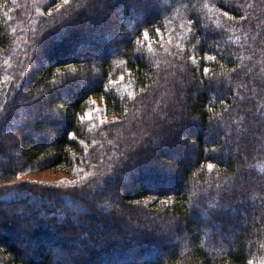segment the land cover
I'll use <instances>...</instances> for the list:
<instances>
[{
    "label": "trees",
    "instance_id": "16d2710c",
    "mask_svg": "<svg viewBox=\"0 0 264 264\" xmlns=\"http://www.w3.org/2000/svg\"><path fill=\"white\" fill-rule=\"evenodd\" d=\"M166 150L185 159L158 187L164 173L142 167ZM48 170L67 176L27 178ZM119 189L126 215H97ZM1 203L36 225L11 214L0 264H60L49 248L74 238L67 264H264V0H0ZM103 225L101 245L79 233Z\"/></svg>",
    "mask_w": 264,
    "mask_h": 264
},
{
    "label": "rangeland",
    "instance_id": "374dc122",
    "mask_svg": "<svg viewBox=\"0 0 264 264\" xmlns=\"http://www.w3.org/2000/svg\"><path fill=\"white\" fill-rule=\"evenodd\" d=\"M123 7H124L123 4L120 3V2L114 4V7L112 9H104L102 6H100L102 16H103V14H106L108 12L109 13V16L111 18H114L115 16H117V14L121 10H123ZM85 11H86V14H88L90 16L93 13L91 11V9H88V10H85ZM130 16H132V13H131ZM120 20L123 21L124 23L126 22V18L125 17H122L121 16ZM60 29H61V30H59L60 31V35L65 34L64 33L65 32L64 29H62V28H60ZM88 34H90V35L93 34L96 37V40H98V41L108 40V38L110 40L115 39V40L118 41L121 38V35L114 36V37L111 36V35L110 36L104 35L103 37H100L97 32H91V33H88ZM119 44H120V42H117V44H116L117 45V48H121ZM63 46H65V44H63ZM76 48L77 49H80V46H77ZM110 49L113 50L114 48L112 47ZM80 80L77 82L78 85H79V89L84 88L85 86H88L89 84L92 83V81L86 80L85 78H81ZM39 91H40V89H39ZM25 95H28V92L27 91H26ZM47 112L48 111L44 109L42 111V114H44V113L46 114ZM52 115L56 119H59L57 114L53 113ZM12 124H13V122L11 121V119L8 120V122L3 126L2 130H5L6 132L7 131H10L12 128H9V125L12 126ZM16 124H18V123H16ZM4 128H6V129H4ZM12 134H13V132H12ZM171 136H172V133H170L169 136L168 135H165V134H163L161 136L159 135L160 142H156L154 144V146H153L154 149H153L152 153H156L157 152L156 149H158L159 147L160 148H163V147H161L163 145L161 143V141H164L165 139H167L168 137H171ZM4 137H5V135L2 136V138L6 142H9V141H12L13 140L12 139L13 136H11L10 134H8L7 137H5V138ZM179 137H180V140L182 139L184 141H186V139L189 138L187 135L184 134V132H182V133L180 132L179 133ZM188 141H190V140L188 139ZM238 146L243 147V145L241 143H238V141H237V143L235 144V147L233 146V149H234L233 151L234 152H236ZM221 151L223 153H225V154H229L230 149L229 148L226 149V147L224 146ZM163 153L165 154L166 152H163ZM167 153H169V157L168 158L162 157V156H154L155 157L154 159L150 158V160H149L150 163H149V161L146 162L147 163L146 164L147 167L145 165H144L145 168H144V166L142 167V171L143 172H156V173H159V174L160 173H164L165 179L163 181H159L157 183L158 187H171V186H173V184L175 182V179L173 178L174 177L173 175L175 174V172H179V169H180V166L178 164L179 163L178 160L180 159V160L184 161V159H185L183 157V155H181V154H177L175 152L174 153L173 152L171 153V152H169V150L167 151ZM8 154H11L12 155L13 154V151H10ZM238 154L240 155L241 153L239 152V153H237V155ZM6 159L7 158H5V157L3 158L2 157L1 161H3V162L6 163V161H7ZM133 173L136 174L137 171H134ZM66 176L67 175H65L63 172L48 170V171H42V172H37V173H34V174H30V175L27 176V178H30L34 182L36 181V182H41V183H48V182H55V181H58V180H62ZM123 178H124V176H122L121 174L120 175H117V179H123ZM117 179L116 178H112V180L114 182H116ZM131 181H132V178H128V179L126 178L125 179V182H126L125 185L128 186V184H130ZM15 195H17V194H15ZM81 196H83L82 197V200L87 199L88 201H91V198H92L93 195H92V192H90L88 194H82ZM102 198L104 200V204H102V203L100 204L99 203L100 205L98 204V206H95V208H94L95 211H96L95 213L97 215H103V213L105 214L106 211H104L100 207L101 206H106V204H107V207H111L114 212L116 211L115 213L117 215H119V216L120 215L121 216L126 215L127 211L125 210V205L123 203L122 196L120 194V189L117 191L116 195H114L113 193L112 194H105V195H103ZM29 201L31 202V201H33V199H30ZM0 211H4L6 213L5 214L6 216H5V219L4 220H1V218H0V228L2 230H4V231L7 230V231L10 232L11 231L10 230L11 228H15L14 223H15V220L16 219H15L14 216L11 215L13 213H15L16 214V217H18L17 218L18 219L17 220V225L18 226H25V227H29V228L31 227L32 228V227H34V225H36L35 222H33L34 220H32L30 217L23 218V216H27L29 214V212H28V210H26L22 206H16V205L13 206L11 204L1 203L0 204ZM71 211H72L73 215L75 214L76 216H78V220L76 219V221H78V222L80 221L81 222V220L84 217H86V216H84V213H86V211H90V209H81L79 207V205H77L75 207L72 206L71 207ZM87 214H88V212H87ZM41 215H43V214H41ZM107 215H109V214H107ZM145 227H146V230L148 232L149 231L152 232V230H151L152 228L151 227H149V226H145ZM105 228L106 227L103 225V226H97L94 229L92 228V230L91 229L90 230L89 229L88 230H86V229H80L81 231L79 233L82 234L83 236H86L87 231H88L89 234H90V238L93 240L92 242L95 243V244H100L101 245L104 242V240H102L101 237L104 234H105L104 236L107 237V233L104 232ZM109 231L111 233L109 236H111L113 239L115 238L114 240H116L117 238L118 239H121L114 232V230L113 231L112 230H109ZM109 231H108V234H109ZM216 232H220V227L217 228ZM152 233L159 234L156 230H154ZM90 238H87L89 240L86 239V241H87L86 244L87 245L88 244H91ZM76 241L77 240L74 238V240L72 241V245L69 246V248L67 250H61L60 251V250L57 249L58 247H55L54 246L53 248H49V251H50L51 255L53 257H55V258L58 257V256H61V259H57L60 262V264H67V261H68L69 257H71V255L72 256H75V255H77L79 253V248H78L79 245H77V242ZM169 241L171 243V242H174L175 240H172V238H169ZM19 245H22V246L27 247L28 246V243L25 241V238H22V241L19 242ZM32 248H31V252H32ZM97 253L100 254V251H97ZM162 255H163V252H160L158 254V257H161ZM135 262H137L136 259H135Z\"/></svg>",
    "mask_w": 264,
    "mask_h": 264
},
{
    "label": "snow or ice",
    "instance_id": "6c2138e0",
    "mask_svg": "<svg viewBox=\"0 0 264 264\" xmlns=\"http://www.w3.org/2000/svg\"><path fill=\"white\" fill-rule=\"evenodd\" d=\"M145 35H147V33H145ZM210 167H211V165H210Z\"/></svg>",
    "mask_w": 264,
    "mask_h": 264
}]
</instances>
